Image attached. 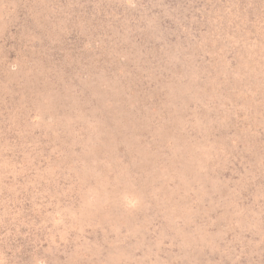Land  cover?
Returning <instances> with one entry per match:
<instances>
[{"label": "rangeland", "instance_id": "1", "mask_svg": "<svg viewBox=\"0 0 264 264\" xmlns=\"http://www.w3.org/2000/svg\"><path fill=\"white\" fill-rule=\"evenodd\" d=\"M0 264H264V0H0Z\"/></svg>", "mask_w": 264, "mask_h": 264}]
</instances>
